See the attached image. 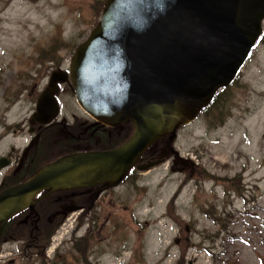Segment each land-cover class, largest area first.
<instances>
[{"label":"rangeland","instance_id":"rangeland-1","mask_svg":"<svg viewBox=\"0 0 264 264\" xmlns=\"http://www.w3.org/2000/svg\"><path fill=\"white\" fill-rule=\"evenodd\" d=\"M104 2L0 0V135L4 123L9 129L24 124L0 139V154L29 138L38 93H28L38 82L43 88V68L56 57L42 60L40 52L62 37L69 45L57 46L56 55L68 63ZM226 92L218 96L219 107L178 127L170 145L166 135L152 147L146 158L162 159L160 164L122 180L74 233L63 230L69 226L56 231L51 245L59 247L50 251L59 255L56 264H264V21L263 39ZM59 100L60 121L88 115L74 92ZM68 128L44 130L51 154L63 152L60 131ZM230 179L240 180L243 195ZM75 216L73 226L77 211ZM81 236L87 247L74 240Z\"/></svg>","mask_w":264,"mask_h":264},{"label":"water","instance_id":"water-1","mask_svg":"<svg viewBox=\"0 0 264 264\" xmlns=\"http://www.w3.org/2000/svg\"><path fill=\"white\" fill-rule=\"evenodd\" d=\"M264 0H105L97 24L75 49L69 77L77 103L97 122H131L115 148L62 155L0 194V226L43 189L115 186L155 141L170 145L230 85L263 33ZM52 74L32 118L58 116ZM172 149V148H171ZM173 150V149H172ZM177 155V152L173 150ZM163 160L136 165L147 170ZM8 164L0 158V169Z\"/></svg>","mask_w":264,"mask_h":264},{"label":"flooded vegetation","instance_id":"flooded-vegetation-1","mask_svg":"<svg viewBox=\"0 0 264 264\" xmlns=\"http://www.w3.org/2000/svg\"><path fill=\"white\" fill-rule=\"evenodd\" d=\"M63 56L57 55L49 62L50 65L49 63L46 64L49 66L43 68V70L48 71L46 74L47 81H45L43 88H39V82L38 85L35 84L31 87L28 93L30 97L34 93H38L34 100L35 108L32 115L35 112L39 95L48 87L54 72H57L60 77H67L62 82H56V91L53 92L59 108L61 103L59 95L65 91L74 92L69 77L71 56H69L68 63L64 62ZM32 115L28 123L29 138L25 145L18 147L10 145L7 151L0 154V158H4L8 163L0 169V194L6 188L27 180L42 166L36 167L42 161L43 155L48 156L52 152L45 148L46 136L49 133L44 130L51 129L55 124H62L65 128L69 127L68 130H59L65 140V143L61 144V149L67 152L65 154L112 149L118 145H107L108 143L116 142L123 136L128 138L131 131L128 122L109 126L97 122L90 115L76 117L74 121L67 119L60 121L57 116L49 124H39L32 118ZM23 125L21 121L9 129L4 123V133L0 135V139L8 135L10 130L12 134L18 130L21 131ZM44 138L45 141L41 142L44 143V150L42 151L37 145ZM58 157H54L50 161ZM140 160L139 163L142 162ZM107 184L108 182L105 181L83 187L57 188L54 190L47 188L33 195L28 205L14 213L0 226V264H56L59 255L56 251L52 256L50 255V251L53 250L51 247H59L58 243L51 245L54 234L59 228L76 220L77 216L72 217L76 211L79 215L83 211L91 213L93 209L97 210L100 198L106 196L119 185L108 187Z\"/></svg>","mask_w":264,"mask_h":264},{"label":"trees","instance_id":"trees-1","mask_svg":"<svg viewBox=\"0 0 264 264\" xmlns=\"http://www.w3.org/2000/svg\"><path fill=\"white\" fill-rule=\"evenodd\" d=\"M104 5V4H103ZM103 8V7H102ZM96 24H97V22H96ZM95 24V25H96ZM263 39V34L260 36V38H259V40L258 41H260V40H262ZM64 45H69V43L68 42H66L64 39H62V37H56L55 38V41H54V43L52 44V45H50L49 47H46V48H44L41 52H40V58L43 60V59H47V58H50V57H52V56H57L56 54H57V46L58 47H61V46H63L64 47ZM77 46V44H72L71 45V49L72 50H74V48ZM38 57H39V55H38ZM235 80H236V78L232 81V83L230 84V85H232L234 82H235ZM230 85H228V86H226V87H224V88H222L221 90H219L216 94H215V96L213 97V99H212V101L210 102V104L207 106V107H205L204 109H202L201 110V112H204V111H206L209 107H213V108H216V107H219L220 105H219V103H221L222 101H221V99H218V96L220 95V93H222L223 92V97H225V95H226V90L228 89V87L230 86ZM128 124H129V127H130V129H131V131H130V135H131V133H132V130H133V125L130 123V122H128ZM129 130V129H128ZM129 135V136H130ZM128 136V137H129ZM127 138H125L124 136L120 139V140H118V141H116V142H111V143H106L107 145H112V146H114V145H120L122 142H124L125 140H126ZM163 141V138H161V139H159V140H157L152 146H150L146 151H145V153L142 155V157H141V160L140 161H147L148 159L146 158V156H147V153L150 151V152H153L152 151V147L153 146H155V145H159L161 142ZM37 147L39 148V149H41L42 151L44 150V145L43 144H38L37 145ZM57 153V152H56ZM56 153H53V154H50V155H48V156H44L43 155V157H42V161H40L39 162V165H37L36 167H39V166H41V165H44L45 163H47L48 161H50L51 159H53L54 157H58V156H61V155H64L65 153H67L65 150H63V152L61 153V154H59V155H57ZM146 158V159H145ZM145 159V160H144ZM150 160V159H149ZM136 170V168L134 167V168H132L131 169V171H130V173L127 175V177L126 178H131L132 176H133V178H134V176L136 175L135 174V172H137V171H135ZM135 171V172H134ZM231 181V183H232V185L234 186V190L236 191V192H238V193H241L242 195H243V193L241 192V190H242V188H240V180L239 179H236V180H234V179H230ZM86 212L85 211H83V212H80L79 213V216H78V222H77V224H76V226H75V229L78 227V225H80L81 223H82V221H83V218L86 216ZM214 220L217 222L218 221V219L217 218H214ZM75 231V230H74ZM75 241H78V240H83L84 241V246L85 247H87V242H86V239L85 238H82V236L81 237H79L78 239H74Z\"/></svg>","mask_w":264,"mask_h":264}]
</instances>
